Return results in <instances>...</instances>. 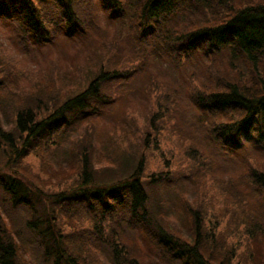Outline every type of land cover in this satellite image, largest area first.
Returning a JSON list of instances; mask_svg holds the SVG:
<instances>
[{
  "label": "trees",
  "instance_id": "trees-1",
  "mask_svg": "<svg viewBox=\"0 0 264 264\" xmlns=\"http://www.w3.org/2000/svg\"><path fill=\"white\" fill-rule=\"evenodd\" d=\"M101 1L108 19L121 24L132 38V46L122 52L114 40L109 41L108 55L100 58L85 87L44 116L39 117L29 107L19 109L13 128L0 130V155L6 165L45 150L50 139L59 142L72 136L71 129L76 130L83 120L113 102V86L131 90L138 77L146 76L159 100L163 95L161 81L149 71L151 66L156 69L154 63H165L174 72L192 66L189 78L195 88L191 99L208 114L223 119L210 130L221 145L236 151L264 147V76L257 82L252 78L248 84L238 78L239 74H249L244 66L253 72L252 68L264 61V2ZM94 5L95 0H0V17L17 21L28 52L33 49L31 43L46 44L58 34L67 39L81 38L87 31L98 34L100 30L88 13ZM101 46H105L104 41ZM79 145V149L67 148L61 160L76 161V184L55 193L38 186L33 189V185L0 170L1 199L11 207L23 208L27 233L22 240L0 217V264H88L85 253L89 248L109 251L112 264H139L125 250L118 233L104 224L114 213L121 214L115 225L129 221L139 225L145 236L182 264H217L201 251L196 226L185 240L181 239L163 217L165 212L153 207L147 180L138 171L144 165L134 149H113L115 153L106 155L104 148L101 152L109 170L102 169L106 178L98 179L94 163L82 150L83 144ZM255 168L250 169L252 182L264 190V170ZM161 180L164 183V178H154L150 183L158 186ZM75 215L87 217L91 234L69 240L61 224ZM246 216L248 222L253 218ZM26 247L30 248L29 256Z\"/></svg>",
  "mask_w": 264,
  "mask_h": 264
},
{
  "label": "rangeland",
  "instance_id": "rangeland-1",
  "mask_svg": "<svg viewBox=\"0 0 264 264\" xmlns=\"http://www.w3.org/2000/svg\"><path fill=\"white\" fill-rule=\"evenodd\" d=\"M102 5L101 0H95V5L88 8L91 22L100 30L98 34L87 31L78 39L58 34L39 45L31 43L30 38L33 49L28 52L17 21L0 17V130L12 129L17 111L23 107L33 109L41 117L82 90L100 58L108 55L111 40L122 52L132 46V38L121 24L108 19V11ZM256 65L253 72L244 66L249 74H239L238 78L247 84L252 78L257 82L264 76V61ZM154 66L156 69L151 66L149 71L161 81L163 95L158 94L159 100L146 76L138 77L131 90L113 86V102L83 120L76 130L71 129L72 136L59 142L50 139L45 150L31 152L14 165H6L0 155V170L33 185V189L38 186L55 193L76 184V161L61 162L67 148L79 149L81 142L98 179L106 178L102 177V169L109 170L101 152L104 148L108 150L106 155L115 153L113 149H134L144 165L138 171L147 180L152 205L165 212L163 217L176 235L185 240L196 226L201 251L217 264H264V190L250 177L253 165L264 170V147L236 151L221 145L210 130L223 119L208 114L191 99L195 88L189 78L192 66L178 72L165 63ZM154 178L165 180L152 186ZM2 197L0 191V217L6 220L3 219L11 233L17 230L18 237L26 240L25 211L11 207ZM246 214L254 219L248 222ZM120 217L114 213L104 224L118 233L125 250L139 264H182L145 236L139 225L130 221L115 225L114 220ZM90 226L84 215H75L61 224L62 233L69 240L91 234ZM29 253L30 248L26 247L25 254ZM85 254L88 264H112L109 251L89 248Z\"/></svg>",
  "mask_w": 264,
  "mask_h": 264
},
{
  "label": "bare ground",
  "instance_id": "bare-ground-1",
  "mask_svg": "<svg viewBox=\"0 0 264 264\" xmlns=\"http://www.w3.org/2000/svg\"><path fill=\"white\" fill-rule=\"evenodd\" d=\"M204 258H205V256H204Z\"/></svg>",
  "mask_w": 264,
  "mask_h": 264
}]
</instances>
